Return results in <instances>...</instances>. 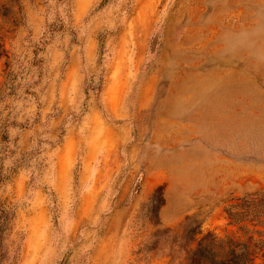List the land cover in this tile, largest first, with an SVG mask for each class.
I'll use <instances>...</instances> for the list:
<instances>
[{
	"label": "rangeland",
	"instance_id": "1",
	"mask_svg": "<svg viewBox=\"0 0 264 264\" xmlns=\"http://www.w3.org/2000/svg\"><path fill=\"white\" fill-rule=\"evenodd\" d=\"M158 186L218 238L264 190V0H0V264H176Z\"/></svg>",
	"mask_w": 264,
	"mask_h": 264
},
{
	"label": "trees",
	"instance_id": "2",
	"mask_svg": "<svg viewBox=\"0 0 264 264\" xmlns=\"http://www.w3.org/2000/svg\"><path fill=\"white\" fill-rule=\"evenodd\" d=\"M162 189L158 186L143 205L155 230L141 250L167 255L176 264H264V190L235 198L226 213L236 233L218 238L204 233L201 221L192 216H186L176 228L160 227Z\"/></svg>",
	"mask_w": 264,
	"mask_h": 264
}]
</instances>
